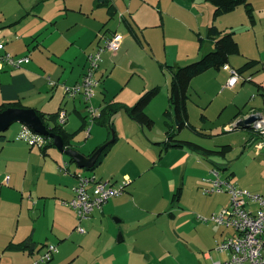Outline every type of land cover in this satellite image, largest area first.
<instances>
[{
  "label": "rangeland",
  "instance_id": "1",
  "mask_svg": "<svg viewBox=\"0 0 264 264\" xmlns=\"http://www.w3.org/2000/svg\"><path fill=\"white\" fill-rule=\"evenodd\" d=\"M164 1L156 0L149 6L155 8L157 2L163 4ZM20 2L0 0L3 40L10 42V48L21 50L32 59L39 51L46 56V51L51 66H60L64 70L60 81L53 79L62 88L47 86V97L41 106L51 113H59L61 108L67 111L66 132L74 135V145L84 152L95 148V138L99 143H110L114 139L115 143L107 148L100 165L90 171L70 163L69 157L55 146L50 147L49 155L44 156L41 153L43 148L20 140L21 124H14L3 133L13 141H4V150L0 151V176L9 175L12 179L11 186L4 188L0 184V264H23L24 261L33 264L51 245L58 248V253L47 264H111L112 260L106 259L111 254L107 252L110 236L120 237L122 230L135 232L140 237L138 264H212L206 253H210L213 259H225L227 255L219 254L214 248L227 232L233 235V230L214 222L199 221V216L210 217L229 206L230 196L226 193L205 194L203 189L208 184L204 182L212 177V170H218L224 180L231 179L230 182L237 187L264 197V150L257 153L253 144L257 137L252 129H234L239 108L245 107L246 113L254 107L259 111L253 112L264 110V104L257 107L264 98V0H249L256 7L255 25L249 20L244 6L219 19L222 28L235 31V39L241 46V54L232 58H237V62L241 59L260 62L244 74L252 76L253 81L239 84L235 91H231L222 83V70L212 69L195 78L190 84L188 96V122L191 127L179 132L174 110H171L173 118L165 116L166 110L171 109L170 87L165 86L171 80V72L165 67L164 60L166 57L173 60L184 47L175 66H185L214 51L215 46L210 51L213 47H209L204 29L195 27L191 32L178 18H170L168 14L165 15V25L149 28L145 33L138 28L140 40H136L126 26H121L122 33H118L126 39V43L116 57L111 52L103 54L96 73L101 84L91 105L101 112L102 108L97 105L102 103V92H105L108 101L132 105L144 90L157 86L160 93L146 110L155 125L151 130L143 128L124 110L116 114L107 110L100 123L102 113L94 123L90 122L89 116L87 122H83L82 116L88 114L86 104L80 96H62L64 83L69 86L76 84L75 81H64L84 72L87 55L97 51L98 41L101 44L105 42L100 38L107 26L114 28L113 25L122 24L121 13L135 12L140 22H148V18L144 20L138 13L139 10L152 16V22H158L157 7H139L143 3L138 0L131 6L130 0H120L116 17L100 31L102 23L98 22V10L92 14L87 13V9L67 8L71 3L76 4L73 0L69 3L56 0L51 18L33 13L23 19L30 10L21 9ZM175 2L204 16L206 23L215 17L214 6L206 0ZM184 15L187 13L184 12ZM42 17L46 18V22L40 19ZM21 18L19 24L10 25ZM192 22L195 23L194 18ZM149 33L153 34L154 51L147 43L148 37L144 36ZM198 35L204 38L205 44L197 54L193 46L199 40ZM133 64L139 68L133 69ZM80 82L82 80L77 83ZM80 98L82 102H79ZM109 119L112 126L108 123ZM168 124L176 129L178 140L193 142L207 150L220 151L224 146H231L233 150L226 157H207L190 148L167 151L164 145L162 147L158 143L166 142ZM79 173L116 181L115 185L119 188L127 183L122 174H129L130 185L117 198L134 193L132 199L139 209L122 201L115 212L125 218L124 222L108 213L80 222L73 210L63 204V200L71 198L72 188L78 183L74 175ZM179 189L182 194L178 200L175 195ZM79 225L85 230L84 234L77 231ZM222 232L224 236H221ZM32 234L37 242L33 255L29 251L19 253L6 249L10 240L19 242ZM118 237L115 238L118 240ZM144 253L148 256L145 257ZM163 255L165 258L160 261Z\"/></svg>",
  "mask_w": 264,
  "mask_h": 264
},
{
  "label": "crops",
  "instance_id": "2",
  "mask_svg": "<svg viewBox=\"0 0 264 264\" xmlns=\"http://www.w3.org/2000/svg\"><path fill=\"white\" fill-rule=\"evenodd\" d=\"M18 1L22 2V3L20 2V4H21L20 8L21 9H26V10L29 9L30 10V11L28 10L29 12L25 16L22 17L23 19L26 18L27 16H29L30 14H33V13H34V15H40V16H45L46 18L47 17L51 18L52 16L50 15V13H51L52 7H54L55 4H56V0H18ZM51 1H53V2H51ZM71 1L72 0H64V2H66V3H69ZM73 1H75L76 4L72 5V3H71V5L69 4V7H67V8H71L72 10H77L78 8H80V10H83V11H84V9H87L85 11H87V13H92V14L95 13V10H98V11H96L97 12L96 14H98V17H99L98 22L100 24L102 23V25L100 27V31L105 29L107 24L116 17V15H117V13H118V11L120 9V6H121L120 0H73ZM136 1L137 0H130V5L133 6V3L136 2ZM138 1L143 3V4L139 5V7L143 6V5L149 6L151 4H155L156 3V0H138ZM157 1H160V0H157ZM29 2L31 4H29ZM157 3L158 4H156L157 5L156 7H157L158 11H156V12L159 15L158 22H152V21H154V18L152 16L149 17L150 15H147V12H141V11L138 10V13L141 14V16H142V18L144 20H145V18H148V22L147 21L140 22L138 17L136 16L135 12L132 13V12H128L127 11V12H124L123 14L121 13L120 20H121L122 24L113 25L114 28L113 27L111 28L110 26H107V29L104 30V32H103L104 36L105 37H110L114 32L122 33V31L120 30V27L122 26L124 28V26H126L128 31L130 32V34L136 40H140V37L138 36V32H137L138 28H140L139 29L140 31H143V33H145V30L147 31L149 28L165 25L164 24L165 23V15H167V14L169 15L170 18H173V17L178 18L183 23L184 26H187V29L189 31H191V32L193 31V28H195V27L197 28L198 27V29H199V27H200V28H202V29H204L206 31V35H207L209 28L212 27V26H216L220 31H224V33L233 32V30H230L229 28H222L219 25V19H221V17L226 15V14L221 15V17L220 16L219 17H212L206 23L205 21H203L204 16L197 15L196 14L197 12H195L192 9H184V8H182L180 4L175 2V0H165L163 4L161 2H157ZM186 4H189V2H186ZM57 5H59V4H57ZM110 6H113L114 8H116V11H115L116 13H115L114 17H112L109 14V7ZM149 7H151V6H149ZM155 8L153 7V9H155ZM253 8L256 9L255 5H254ZM184 12H186L187 15H184ZM233 12H235V11H233ZM233 12H230V13H227V14H232ZM228 16H230V15H228ZM22 18L19 21L13 23V24L11 23L10 25L19 24L22 21ZM46 18L42 17L40 19L44 20V22H46L45 21ZM193 18H194V22L195 23L192 22ZM150 23H156V24H150ZM232 27H234V26H232ZM1 29L2 28H0V31H1L0 39L3 40V32H2ZM131 29L134 32H132ZM105 33L108 34V35L106 36ZM233 33H235V31ZM151 35H153V34L149 33V34H145L144 36L148 37L147 38V43H148L149 46H151L152 50L154 51L155 50V47H154L155 44H154L153 37H151ZM198 36H199V40L196 43H194V46H193L197 50V54L199 53V49L201 50L202 46L205 44L204 43V38L201 35H198ZM155 37H157V35H155ZM208 41H209V43H208L209 47H211V48L213 47L212 49H210V51H212L214 49V46H215L214 42L212 40H210V39ZM4 42L6 44V50L8 52L12 53V55H15V56H18V57H23V56H29L30 57V55H28V54H25V53L23 54L21 50L10 48L8 46V43H10V42H8V41H4ZM125 43H126V39L123 38V43H122V46H121L120 50L118 51V53L123 50ZM98 45H99V41H98ZM239 46H240V44H239ZM183 48H182V50H180V52L177 54L176 58H174L173 60H172L171 57H166L165 60H164V61H166L165 62L166 65H169V64L173 65L174 64L173 66H175V64H177L179 59H181ZM240 50H241V46H240ZM41 53L42 52L39 51L34 56L33 59L30 57V62L24 64L20 69H13V68L6 67L4 70L0 71V107H1L2 104L10 105L11 103H16V104H18V107H8L6 109H9V108L34 109V110L37 111L38 116L40 114H44L46 116H48L49 114H55V113L48 112L47 110H45V108H43L41 106L42 103L46 100V97H47L46 89L48 88L47 86H49V84L47 83V80H48L47 75H52V77H54V78H52V77H50V78H52V79H54V80H56L58 82V81L61 80L62 77H64V70L62 71L60 66L57 67V68L51 66L52 64L50 63V58H49V53L48 52L45 51L46 56L44 54H41ZM118 53H116L114 55V57H116L118 55ZM231 58H230V63H229L228 66L230 68H233V69H239L246 62L245 59H241V61L237 62V58L236 59L232 58V60H231ZM86 61H87V57L85 59V63H84V66H83L84 72H85V68H86ZM161 65H164V64H161ZM132 68L136 70L139 67H138L137 64H133ZM44 69H48V71L46 72ZM218 71H220V70H218ZM222 71H224L222 73L223 74L222 75L223 76L222 77L223 78L222 79V83L225 86L226 85L225 82H228L227 80H229V78H230V72L227 71L225 68H223ZM84 72L81 73V74L79 73L77 76H75L74 79L71 78L70 80L64 81V82H74L75 81V83H77L78 81L82 80ZM168 82L169 81L166 82L165 86L170 87L169 85H171V80H170L169 83ZM241 84H245V83H241ZM58 87H61L60 84H57L54 89H57ZM154 87L155 86H152V88H154ZM147 90H144L138 96V98H140V96ZM230 90L231 91H235L236 88L230 89ZM61 91H62V96L65 97L63 90H61ZM169 93H170V90H169ZM102 94H103V100H101L102 103H100V105H97L98 107H101L102 109H105L108 105L114 104L115 101L112 102V101L106 100L105 92H102ZM76 100H74V101H76ZM78 100H79V102H82L81 98L78 99ZM136 102H137V100H136ZM115 103H118V102H115ZM119 103L123 104V102H119ZM260 103H261V105L257 106L259 108L264 104V98H263L262 101H260ZM124 104L125 105H129V106H133L134 105V104L131 105V104H127V103H124ZM244 109H245V107L238 109L239 116L236 118V121L238 119H241L242 116L250 115V113H252L253 110L259 111V110L255 109V107H254V108H251L250 112L246 113ZM263 111L264 110H262L260 112H263ZM0 112H2V111H0ZM84 117H87V116H82L83 122H85L84 121ZM45 123L46 124L49 123L50 126L54 125L53 123L46 122V120H45ZM16 124H20V123H16ZM21 125H22V129L24 127H26L23 124H21ZM9 128L6 131H8ZM64 129H65V127H64ZM6 131L5 132H0V143H1L0 151L4 150V145H5L4 141H8V142L9 141H13V140L7 139L6 136L3 135V133H6ZM35 133H37V132H35ZM94 141L96 143L95 144L96 145L95 148L90 149V151H87V152H84L82 149H80L77 146H75L76 144L74 145V140L72 141V147L71 148L81 152L82 154H84L86 156H90L94 152V150L98 149L99 147H101L105 143L104 141H101L99 143L98 139H96V138L94 139ZM176 148H174V149H176ZM177 149H183V148H177ZM46 153H47V155H49V149H48V151ZM5 177H9L10 178V183H9V185H4V188L7 187V186H11V184H12V179H11V177L9 175H5V176L2 175V176H0V179L3 180ZM122 178H123V180L125 179V181L127 182L126 184L130 185L131 177H130L129 174L123 173L122 174ZM111 179H112V177H111ZM100 180H102V179H100ZM107 181H110L113 184L116 183V181H111V180H107ZM72 191H73V188H72ZM126 191H127V188H126ZM73 196H74V191H73L70 199L63 200V201H69V200H71L73 198ZM133 197H134V193H131L130 195H125V196H123V198H117V199L112 198L105 205V207H103V209L101 211L95 212L94 215H92L91 218H93V217L97 218V217H99V215H102V214L104 215L105 213H108L109 215L116 216L119 219V221L124 222L125 218L123 216H121L120 214H117L115 212V210L118 208V205L122 201H126V203L132 204V206L138 208V206H136L134 204V202H133V199H132ZM64 206H66V205H64ZM66 207H68V206H66ZM72 210L77 215L76 211L74 209H72ZM90 219H88V221H90ZM75 229H76V227H75ZM136 235H137V233H135V232H125L124 230H122V235H120V237L111 235L110 236V240H109L110 247H109V249L107 251V252H110L111 254L106 259L112 260L111 264H138V257L140 256V254L138 252V250L140 249V245H139L140 237L136 236ZM229 235H231V234L229 232H227L226 237L229 236ZM221 236H224L223 232H222ZM115 237H118V240ZM226 237H224V239ZM28 238H32L31 240H33L34 239L33 238V234L30 235L29 237L21 240V241L19 240V242L25 241ZM33 241L36 244V248H37V242L35 240H33ZM221 241H219V242H221ZM11 242L19 243V242H14V240H10L8 245ZM7 246H6V248H7ZM41 249H42V247H40L39 251ZM35 250L33 251V253L31 252L30 255H33ZM25 252H27V251H25ZM144 255H145V257L148 256L146 253H144ZM205 256H206L207 259H211L212 260V264L215 261L224 260V258L223 259H219V258L218 259H213L212 255L210 253H206ZM164 258H165V255H163L160 258V261H162ZM152 261H156V259H152ZM27 263H26V261L23 262V264H27Z\"/></svg>",
  "mask_w": 264,
  "mask_h": 264
},
{
  "label": "built area",
  "instance_id": "3",
  "mask_svg": "<svg viewBox=\"0 0 264 264\" xmlns=\"http://www.w3.org/2000/svg\"><path fill=\"white\" fill-rule=\"evenodd\" d=\"M100 39L105 40V42L99 43L97 51L87 56L82 82L76 83L75 86L62 85L65 96L70 98L82 97L87 107V118L89 116L91 123H94L102 112L99 108H94L91 105L96 89L100 85V80L96 77V73L100 68L99 63L102 61L104 53L111 52L115 55L123 43L122 35L117 32L110 37L103 35ZM29 62V56L18 57L8 52L5 42L0 39V71L6 67L20 69ZM224 68L231 74L225 86L228 89H234L241 83L252 81V76L246 77L245 73L240 74L229 66ZM47 83L53 88L57 85V82L53 81L52 78H48ZM67 117V111L62 108L58 114V122L63 127L67 123ZM250 118L254 119L250 124V128L257 137L253 140V144H255L257 153L260 154L264 150V111L245 115L236 121L235 126L239 122ZM19 139L28 142L31 146L38 145L41 148L48 141L45 136L35 133L28 127L22 129ZM211 174L212 177L205 179L204 183H207L208 186L203 189L204 193L207 195L226 193L230 196V205L210 217L199 216V221L214 222L218 226L232 229L234 232L233 235L227 236L215 247L216 252L227 256L224 260L215 261L213 264H264V197L237 187L230 182L231 179L224 180L218 170H212ZM74 176L78 181L73 188L74 196L71 200L64 201L63 204L76 211L80 222L90 219L95 212L101 211L109 200L125 193L127 184L119 188L110 181L97 179L94 175L79 173ZM9 183V177H5L3 180L0 179L1 185H9ZM77 231L85 233L81 225L77 226ZM57 252L58 248L51 245L46 253L44 252L41 258L33 264H46L53 259Z\"/></svg>",
  "mask_w": 264,
  "mask_h": 264
},
{
  "label": "trees",
  "instance_id": "4",
  "mask_svg": "<svg viewBox=\"0 0 264 264\" xmlns=\"http://www.w3.org/2000/svg\"><path fill=\"white\" fill-rule=\"evenodd\" d=\"M210 2L215 10L214 16L221 17V15L230 13L235 11L240 6H244L246 12L249 16V20L255 25V8H253V4L249 2V0H206ZM116 8L113 6L109 7V14L114 17ZM132 30V29H131ZM132 32H134L132 30ZM115 33V32H114ZM208 39L212 40L215 45V49L212 52L207 53L201 59L190 63L185 66H171L165 65L166 68H169L171 72V85H170V93H169V103L171 105V109H167L165 112V116L167 118H173L171 110H174L175 118L178 121V132L182 131L185 127H191L189 121V113H188V99H189V89L191 87L193 80L198 76H201L212 69L223 70L225 66H228L230 63V58L234 55L241 54L240 46L237 40L235 39V33H224V31H220L216 26H212L209 28L207 33ZM258 60H247L242 67L237 70L240 74H243L250 69H253L259 65ZM253 81V80H252ZM251 82V81H250ZM245 83V82H244ZM160 87H154L146 92H144L140 98L137 99V102L133 106L125 105L122 103H114L108 105L105 109H102L101 119L104 118L107 110H110L112 114L118 113V111L124 110L134 121H136L143 128L153 129L155 122L154 120L147 114L146 110L150 103L159 95ZM8 107H18V104L11 103L10 105L2 104L0 107V111H4ZM58 114H49L48 116L44 114H40L39 116L44 121V124L51 129V131L57 135H60L64 139L65 147H72L73 134L66 132L63 125L59 124ZM110 118V117H109ZM53 123L54 125L50 126L49 123ZM84 121H87V117H84ZM104 124L105 121H102ZM109 125L112 126L113 123L111 119H109ZM168 130L166 133L167 140L163 143H158L162 147L164 145L165 150L174 149V148H190L195 151H199L203 153L205 156H223L226 155L233 150L231 146H224L220 151L207 150L200 145H197L193 142L178 140L176 129L173 128L172 125L168 124ZM237 126L234 128L236 129ZM47 138V137H46ZM47 144L43 147L42 153L47 155V151L50 147L53 146V140L47 138ZM107 152V149L102 153L99 158L97 165L94 167L96 169L100 163L103 161L104 155ZM93 170V169H92ZM234 175V174H233ZM229 177L232 178V175ZM129 185L125 186L126 188ZM182 191L179 189L175 195V198L179 200ZM173 216V214H171ZM32 238H28L25 241L19 243L11 242L7 246V250L9 251H18L25 252L33 251L36 249V244L34 243Z\"/></svg>",
  "mask_w": 264,
  "mask_h": 264
},
{
  "label": "water",
  "instance_id": "5",
  "mask_svg": "<svg viewBox=\"0 0 264 264\" xmlns=\"http://www.w3.org/2000/svg\"><path fill=\"white\" fill-rule=\"evenodd\" d=\"M254 118V117H253ZM253 118L239 122L237 128L250 129V124L254 121ZM20 123L29 127L39 135H43L50 140H53V145L59 150L60 153L69 157L70 163L76 164L79 168L92 170L97 165L99 158L102 153L114 143V140L110 143H106L94 150L90 156H86L81 152L65 147L64 139L51 131L48 128L38 113L34 109H20V108H9L5 111L0 112V132H5L11 125Z\"/></svg>",
  "mask_w": 264,
  "mask_h": 264
}]
</instances>
